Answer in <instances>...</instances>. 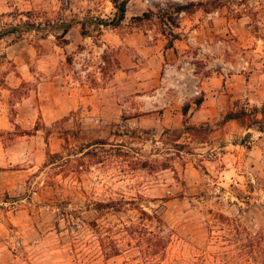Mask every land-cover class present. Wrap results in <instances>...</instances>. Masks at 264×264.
Wrapping results in <instances>:
<instances>
[{
    "label": "rangeland",
    "instance_id": "obj_1",
    "mask_svg": "<svg viewBox=\"0 0 264 264\" xmlns=\"http://www.w3.org/2000/svg\"><path fill=\"white\" fill-rule=\"evenodd\" d=\"M113 13L0 0V264H264V0Z\"/></svg>",
    "mask_w": 264,
    "mask_h": 264
},
{
    "label": "trees",
    "instance_id": "obj_2",
    "mask_svg": "<svg viewBox=\"0 0 264 264\" xmlns=\"http://www.w3.org/2000/svg\"><path fill=\"white\" fill-rule=\"evenodd\" d=\"M127 2H128V0H111V3H112L113 8H114L113 16L108 20H100V23L96 24V26H99L100 24L103 26H113V27L118 26L123 21V19L125 18ZM200 5H201V2H195L194 3L193 1H191V2H188L186 4L176 5L174 7V9L177 13L182 12V11L186 12V11H189V10H191L197 6H200ZM148 16H149L148 12H143L141 15L134 16V19L139 20L142 18H146ZM93 23H94L93 21L89 22V24H93ZM79 24L81 26V32L85 33L84 29L88 23H86L85 21H81ZM60 26H61V33H60L61 35H58V36H61L63 38L66 35V33L69 31L71 24L63 23ZM166 45L170 46L171 41H167ZM202 101H203V97H196L194 99V104L196 105V107H198V106H200ZM188 108H189V105L185 104L182 108V114L185 115L188 111ZM263 109H264V103H263V108H262L261 112L264 111ZM245 115H246V111H244V110H241L240 112L230 111L229 113H226L224 115V119L225 120L240 119V118H244ZM251 124H255L257 130L264 131V127L262 125L261 120L252 119Z\"/></svg>",
    "mask_w": 264,
    "mask_h": 264
},
{
    "label": "crops",
    "instance_id": "obj_3",
    "mask_svg": "<svg viewBox=\"0 0 264 264\" xmlns=\"http://www.w3.org/2000/svg\"><path fill=\"white\" fill-rule=\"evenodd\" d=\"M174 46H175V43H173L171 41V45L170 46L165 45V52L167 53V52L173 51L174 50Z\"/></svg>",
    "mask_w": 264,
    "mask_h": 264
}]
</instances>
